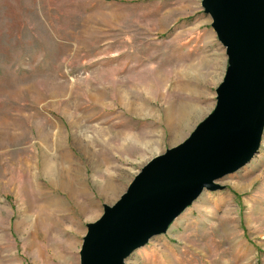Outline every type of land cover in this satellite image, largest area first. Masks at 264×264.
Instances as JSON below:
<instances>
[{
    "label": "rangeland",
    "instance_id": "374dc122",
    "mask_svg": "<svg viewBox=\"0 0 264 264\" xmlns=\"http://www.w3.org/2000/svg\"><path fill=\"white\" fill-rule=\"evenodd\" d=\"M212 22L202 0H0V264H81L89 223L214 109ZM216 182L125 264H264V129Z\"/></svg>",
    "mask_w": 264,
    "mask_h": 264
},
{
    "label": "water",
    "instance_id": "95a60500",
    "mask_svg": "<svg viewBox=\"0 0 264 264\" xmlns=\"http://www.w3.org/2000/svg\"><path fill=\"white\" fill-rule=\"evenodd\" d=\"M229 64L214 109L181 143L150 159L127 190L89 223L81 264L125 259L169 223L204 188L245 165L264 129V0H202Z\"/></svg>",
    "mask_w": 264,
    "mask_h": 264
},
{
    "label": "bare ground",
    "instance_id": "6f19581e",
    "mask_svg": "<svg viewBox=\"0 0 264 264\" xmlns=\"http://www.w3.org/2000/svg\"><path fill=\"white\" fill-rule=\"evenodd\" d=\"M201 70V69H200ZM201 74V73H200ZM152 81V80H151ZM151 85H153V84H151ZM154 87V86H153ZM178 105V104H177ZM180 105V104H179ZM175 108H177L176 106H175ZM193 107L192 106H189V105H186V106H179V108L177 109V110H193L192 109ZM185 116H186V114H185ZM184 115H183V118L185 117ZM182 118V119H183ZM186 118V117H185ZM180 120H181V118H180ZM68 179V178H67ZM72 181V180H71ZM109 185H110V183H109Z\"/></svg>",
    "mask_w": 264,
    "mask_h": 264
}]
</instances>
